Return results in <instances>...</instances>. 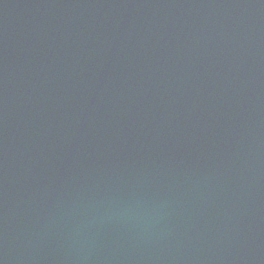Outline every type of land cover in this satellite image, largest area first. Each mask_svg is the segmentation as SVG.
Returning <instances> with one entry per match:
<instances>
[{
    "label": "water",
    "instance_id": "obj_1",
    "mask_svg": "<svg viewBox=\"0 0 264 264\" xmlns=\"http://www.w3.org/2000/svg\"><path fill=\"white\" fill-rule=\"evenodd\" d=\"M0 264H264V0H0Z\"/></svg>",
    "mask_w": 264,
    "mask_h": 264
}]
</instances>
